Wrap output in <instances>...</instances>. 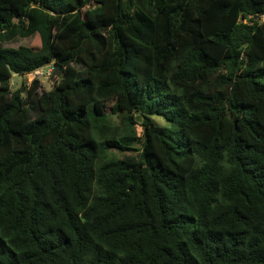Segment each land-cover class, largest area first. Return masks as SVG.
<instances>
[{
    "label": "trees",
    "instance_id": "1",
    "mask_svg": "<svg viewBox=\"0 0 264 264\" xmlns=\"http://www.w3.org/2000/svg\"><path fill=\"white\" fill-rule=\"evenodd\" d=\"M0 264H264V0H0Z\"/></svg>",
    "mask_w": 264,
    "mask_h": 264
},
{
    "label": "rangeland",
    "instance_id": "2",
    "mask_svg": "<svg viewBox=\"0 0 264 264\" xmlns=\"http://www.w3.org/2000/svg\"><path fill=\"white\" fill-rule=\"evenodd\" d=\"M5 48H18L20 46H32V47H39L40 46V39L38 36L28 38V39H18L15 42L11 43H4L2 44ZM55 68L52 64L49 67H44L39 71L26 75V76H17L14 75L11 80V89L12 91H16L25 86L26 89L32 86L34 80H38L40 83L39 86V93L44 91H50L55 84L58 83V79L51 80L52 73L54 72ZM107 111H109V107H107ZM156 122L159 125H164L165 121L161 118H155ZM137 133L139 137H142V127L139 125L137 126ZM136 149L138 150L134 155H138L141 152V145H136ZM114 159H120L122 156L117 152H112L111 155Z\"/></svg>",
    "mask_w": 264,
    "mask_h": 264
},
{
    "label": "water",
    "instance_id": "3",
    "mask_svg": "<svg viewBox=\"0 0 264 264\" xmlns=\"http://www.w3.org/2000/svg\"><path fill=\"white\" fill-rule=\"evenodd\" d=\"M51 65L52 64H47L46 67H49ZM63 72H64V68L63 67H61V66L55 67V70H54V72L52 73V76H51V80L58 79L59 77L62 76Z\"/></svg>",
    "mask_w": 264,
    "mask_h": 264
},
{
    "label": "built area",
    "instance_id": "4",
    "mask_svg": "<svg viewBox=\"0 0 264 264\" xmlns=\"http://www.w3.org/2000/svg\"><path fill=\"white\" fill-rule=\"evenodd\" d=\"M89 6H90V5H89ZM89 6H88V7H89Z\"/></svg>",
    "mask_w": 264,
    "mask_h": 264
}]
</instances>
